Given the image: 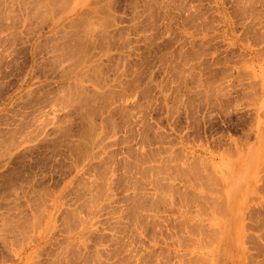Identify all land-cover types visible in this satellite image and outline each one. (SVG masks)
<instances>
[{"label": "rangeland", "instance_id": "1", "mask_svg": "<svg viewBox=\"0 0 264 264\" xmlns=\"http://www.w3.org/2000/svg\"><path fill=\"white\" fill-rule=\"evenodd\" d=\"M0 264H264V0H0Z\"/></svg>", "mask_w": 264, "mask_h": 264}, {"label": "bare ground", "instance_id": "2", "mask_svg": "<svg viewBox=\"0 0 264 264\" xmlns=\"http://www.w3.org/2000/svg\"><path fill=\"white\" fill-rule=\"evenodd\" d=\"M82 58H83V57H82ZM82 58H81V59H82ZM76 60H77V59H76ZM234 172H235V176H234V174H233V175H232L233 178L236 177V175H237V172H236V171H234ZM240 174H241V172H239V177H240ZM228 175H229V173H228ZM226 176H227V175H226ZM230 177H231V176H230ZM230 177H228V178L231 179L232 177H231V178H230ZM222 178H223V177H222ZM228 178H227V179H228ZM185 179H186V178H185ZM229 179H228V180H229ZM191 180H192V179H191ZM206 181H207V180H206ZM221 181H222V180H221ZM210 182H211V181H210ZM192 183H193V182H192ZM227 187H228V185H227ZM225 188H226V187H225Z\"/></svg>", "mask_w": 264, "mask_h": 264}]
</instances>
